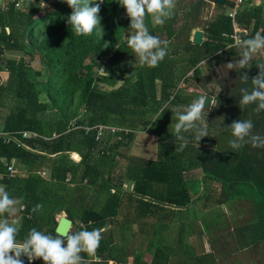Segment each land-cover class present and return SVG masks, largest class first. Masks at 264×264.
I'll return each instance as SVG.
<instances>
[{
    "label": "trees",
    "instance_id": "trees-1",
    "mask_svg": "<svg viewBox=\"0 0 264 264\" xmlns=\"http://www.w3.org/2000/svg\"><path fill=\"white\" fill-rule=\"evenodd\" d=\"M213 1L197 0L183 17L173 13L163 25L146 16L150 34L170 42L168 54L156 67L141 65L128 46L130 18L123 19L127 12L120 0H104L101 5L103 38L95 30L77 36L67 23L72 9L65 0L0 3V134L12 137L0 136V172L5 173L13 159L31 171L27 178L6 177L1 182L25 206L16 226L17 242L22 243L32 228L55 237L57 215L65 212L74 223L72 232L103 230L95 252L101 262L82 252L84 264H218L213 252H205L200 236L189 241L196 220H184L185 214L197 215L238 199L252 202L260 217L252 229L258 237L244 245L264 240V149L250 144L232 149L228 127L234 120L250 119L253 132L264 135V112L257 114L255 105L239 106L240 89L251 87V81L243 84L239 76L247 72L251 80L258 75L255 64L226 78L233 88L218 83L211 113L219 121L212 127L215 118L209 116L208 137L200 147L191 132L184 133L189 143L183 150H178L175 132L160 133L157 160L132 154L140 133L152 132L163 117L176 118L191 104L180 87L188 74L199 79L202 62L209 67L239 55L236 48L225 50L231 43L222 36L232 31L225 7L216 5L219 12L202 27V45L193 44L187 35L200 27L195 19L202 4ZM236 21L250 38L258 31L264 35V0L244 8ZM11 51L23 55L9 59ZM34 63L42 68L36 70ZM1 73L8 75L5 82ZM45 112L53 118L42 119ZM226 113L233 116H218ZM221 130H226L225 144L215 149L212 134ZM198 168L211 181L203 192L193 187ZM40 169L52 180L35 175ZM126 181L134 182L132 193L122 192ZM37 204L43 208L33 212ZM21 258L29 264L26 256Z\"/></svg>",
    "mask_w": 264,
    "mask_h": 264
},
{
    "label": "clouds",
    "instance_id": "clouds-1",
    "mask_svg": "<svg viewBox=\"0 0 264 264\" xmlns=\"http://www.w3.org/2000/svg\"><path fill=\"white\" fill-rule=\"evenodd\" d=\"M65 2L72 9L67 23L77 36H89L95 30V35L103 38L104 29L101 26L99 13L104 0L98 2L97 0H65ZM119 3L126 8L127 16L130 18L131 35L128 36L127 43L136 54V59L141 65L158 66L168 54L170 42L150 34L145 18L150 15L156 25H163L172 17L176 0H120ZM234 40L235 44L232 46L240 49L239 59L235 62L239 68L251 69L252 61H255V66L259 69L258 75L251 80L247 72L240 74L241 82L247 84L251 81V87L240 89L239 104L255 105L254 111L259 114L264 112V61H257L256 58L264 56V35L258 31L254 37L243 40L234 37ZM226 65L229 69H233L234 63ZM206 98L207 96L201 95L194 99L183 113H176L177 123L174 125V130L176 140L179 142L178 150H183L189 143L184 133L191 132L198 147L202 138L208 137L207 124L204 123ZM213 104L212 98L211 107ZM228 127L233 137L229 141L232 149L239 150L248 144L253 148L264 149V135L253 132L252 120H234ZM18 205L17 199L0 188V264H24L21 258L23 256L27 257L29 264L37 259H42L44 264H84V257L80 255L82 252L89 256L95 255L103 230L72 232L70 222H60L55 237L32 228L22 243L17 242L19 229L9 222L5 214L14 217L19 211ZM42 208L43 205L37 204L32 211L37 212Z\"/></svg>",
    "mask_w": 264,
    "mask_h": 264
},
{
    "label": "crops",
    "instance_id": "crops-1",
    "mask_svg": "<svg viewBox=\"0 0 264 264\" xmlns=\"http://www.w3.org/2000/svg\"><path fill=\"white\" fill-rule=\"evenodd\" d=\"M3 1H5L4 3H6V1H8V0H0L1 5L3 4ZM262 1L263 0H253V1L251 0L250 5H251V3H256L257 5H259L262 3ZM231 2H233V5L227 7L226 9H228V8L231 9L234 6V0H231ZM210 4L214 7L215 13H213V14L215 16V14L217 13L216 12V5L217 4H215L214 1L210 2ZM245 5L243 7H245ZM242 10H244V9H242ZM238 14H239V10H238L237 15ZM230 19H231V24H232V31L231 32H225L224 34L232 35L233 33H237V32L239 33L238 29L240 27L238 25V22L236 21V18H234V19L230 18ZM202 27L203 26H200L199 28L191 31V34H187V35H189L190 40L193 42V44H195L194 43V36H195L196 31L200 30L204 33ZM183 38L185 40L183 43L187 44L186 40H188V38H186V37H183ZM204 41H205V33H204L203 42ZM225 41L232 43V40L226 39ZM203 42H202V44H203ZM227 49L228 48L226 46L225 50H227ZM236 49L240 50L239 48H236ZM237 56H239V55H237ZM179 57L180 56H178L177 59ZM260 57L264 58V56H257L256 60H258ZM225 62H227V61L215 63L214 65L209 66V67L207 66V63H205V62H202L201 65L204 66V69L207 67L206 70H208L209 68H212V67L213 68L214 67L215 68L220 67ZM252 64H255V61H252ZM240 70H236V73H238ZM203 72H204V70H203ZM204 74L202 73V75H200L199 79H194L191 76V75H193L192 73L188 74L189 79H188L187 83H185L186 86L183 84L182 87L186 88L188 85L192 84V82L196 81V82H198V84H197L198 87L206 89L208 82L205 79L206 77L205 78L203 77ZM219 79H222V78H219ZM219 79H217V80H219ZM217 80L214 81V85H215V88L219 92L220 87H219L218 83L221 80H219V81H217ZM185 93L187 94V97L189 99L191 98L190 100H188V102L191 103L194 100L192 98V96L195 94L194 89L193 88L188 89L185 91ZM211 95H212V98L214 100V97H213L214 95L213 94H211ZM211 95H204V96H211ZM195 96L198 98L201 95L196 94ZM239 106H240V104H239ZM249 109H252V106H249ZM166 121L172 122L173 126H174L175 123H177V118H174L173 116L169 115L168 117H166ZM218 125L221 126L220 123ZM80 127L81 128L85 127V129L90 130V129L97 128L98 125H97V127L96 126H92V127L80 126ZM147 129H149V128H146L145 130H147ZM142 130H143V128H142ZM172 132H173V130H166L165 132H162V133L166 134V133H172ZM174 132H175V130H174ZM189 134H190V132H189ZM222 134H223L222 130L218 132L219 136L224 137ZM146 135H148L147 138H145ZM159 135H160V133H158V132L140 133L135 139V142L133 145V150H135L134 148H136L137 146H139L138 148H143L145 146V144H147V142H149L151 144H149L148 153L145 154L144 156H141V157L145 158V159H149V160H157V157H158V152H157L158 151V143L157 142H159ZM53 136L55 137L56 134H53ZM3 137H6V136H3ZM153 139H157V142H156L157 146L155 145V147L152 144ZM141 140H142V142H140ZM214 143L220 144V141L219 140L217 141L215 139ZM222 144H225V142ZM156 147H157V149H156ZM10 164H14L15 168L17 169V174L15 176H11L9 174L8 170L5 173L0 172L4 175V179H2V181H4L6 177H9L12 179L19 177V178L23 179V178H27L31 175V171L28 170L27 168H25L23 165H20L18 163V161H16L15 159H13ZM201 171L202 170H200L199 168L194 170L195 178L198 179V183H196L197 185L193 184V187L199 186L201 192H203V190H205V188H206V184L208 183V185H209V183L211 181H209V179H207L206 177H203L201 174ZM35 173H36L35 175L41 177L43 180H46V181L52 180L49 172L47 174V171L44 169H40ZM1 182H0V188H3L5 190L6 187ZM71 187H74V186L71 185ZM123 190H122L123 193H132L134 191V182L133 181H126V183L123 186ZM111 192L114 193L115 190L113 189V190H111ZM192 192H193V190H192ZM12 195H14V193H12ZM16 199L19 201V205H18L19 216L16 215L14 217H6V218L9 219L10 223H17L18 222V224L20 225V222L22 219V213L21 212L25 209V206L19 198H16ZM196 206L199 207L200 205H196ZM61 216H67V215L65 212H63L61 215H57V217H60V218H61ZM185 216H186L185 220H192L191 216L189 214H185ZM196 216H197V218H196V229H193L191 235L188 236L189 241H193L195 239H198V236H200L201 237L200 241L202 242V244L205 248V252L206 253H212L213 252L217 258L218 264H264V240L262 242H257V243L254 241L252 244H250L248 246L244 245L247 242H251L258 237V234L254 233L252 229H253V225L260 221L259 220L260 219L259 211L257 210V208L255 206H253L252 202H250L248 200L244 201V200L238 199L236 201H232L230 203H225L221 206H218V207H215V208L203 211V212L199 211V213H197ZM60 218H59V220H60ZM18 224L16 226H18ZM80 224H82V223H80ZM73 227H74V223H73ZM73 227H72V229H73ZM194 231H196V232H194ZM175 232H177V229H175ZM173 238H174V234L170 236V240ZM147 258L151 259V256L147 254L146 259Z\"/></svg>",
    "mask_w": 264,
    "mask_h": 264
},
{
    "label": "rangeland",
    "instance_id": "rangeland-1",
    "mask_svg": "<svg viewBox=\"0 0 264 264\" xmlns=\"http://www.w3.org/2000/svg\"><path fill=\"white\" fill-rule=\"evenodd\" d=\"M196 2H197V0H176V7L173 10V13H177L180 16V18H181L187 13L188 6L191 5V4H194ZM250 2H251V0H245V3L243 4V6L245 4H246V6L245 7L241 6V8L239 9V13L243 11L242 9H244L246 7H249L250 6ZM226 6H224L225 9L227 8ZM216 12L218 13L219 10L216 9ZM213 13H215L214 7L209 2L208 3L205 2L204 4H202V12H201V14L195 19V24H198L199 26H204V24L207 21H209V20H211L213 18V16H214ZM229 13H230V8H228L226 10V15L228 16ZM126 16H127V13H125L123 15V19L126 18ZM180 20H179V23L176 25V29H178V27H180L179 26L181 24ZM238 31H240V28L238 29ZM223 39L226 40L225 37H223ZM182 41L183 42L185 41L184 38L182 39ZM22 55H23L22 52L11 51V52H8L6 56L9 59H18ZM238 59H239V56H236V57L234 56V57H231L229 60H227V62L222 64L220 67H216V68L212 67V68H209L208 70H206V68H207L206 67L204 69V72H203V74L205 73L203 77L204 78L206 77L205 79L208 82V85L206 86L207 87L206 89L198 87L197 86L198 82L195 81V82H192V84L188 85L186 88H184V90L186 91L188 89H192L193 88L194 92H195V94L192 96L193 99H197V97L195 96L196 94H200V95H211V94H213V95H215V93H217L218 90L215 88L214 81L219 79V78H222V79H219V80H221L220 83L223 82L224 85L227 84L231 88H233V81L232 80H228L227 81L226 78L227 77H231L230 79H233L234 75H236L235 74L236 70H240L239 66L235 63ZM228 63H234L233 69H229L227 67L226 64H228ZM34 66H35L36 70H40L42 68V66L39 63H34ZM1 75L3 77V81L5 82L8 79V75H6L5 73H1ZM219 80H217V81H219ZM180 87H182V86H180ZM185 91H184V93H182V96L188 98L187 94L185 93ZM228 96L231 97V93ZM211 108H209V109H211ZM205 109L206 110H205V121H204V123L208 125V123H207L208 120L207 119H209V116H212V118L210 120H213V118H215L214 121L211 122V126L213 127L214 122L219 121V118H216L217 114L214 111H213V113H211V110L209 111L208 108H205ZM226 115L228 116V118H231L233 116V114L231 115L230 113H229V115H228V113H226L225 115L219 114L218 116L221 119H224V117ZM40 117L42 119H44V120H50V119L53 118V115H51L49 112H45V113L40 114ZM166 130H173V132H174L173 123L170 122V121H166V117H163L161 120H159L155 125H153V128H152V132H158V133L165 132ZM224 131H226V130H224ZM224 131H223V133H224ZM218 132L217 131L213 132L212 139L213 140L216 139L217 141L219 140L220 144H222V143L225 142L226 139H224V137H222V136H219ZM147 136L148 135H146V137L145 136L144 137L147 138ZM140 142H142V140ZM156 142H157V139H153V143L152 144H153L154 147H155V145L157 146L158 142L157 143ZM149 144H151V143L147 142V144H145V146L143 148H138L139 146H137L136 148H134L135 150H132V153L134 155H137V156H140V157L144 156L145 154L148 153ZM213 144H215V143H213ZM217 145H219V144L216 143L214 146L212 145V147L215 148V149L219 148L220 146H217ZM156 149H157V147H156ZM47 174H48V171H47ZM16 215L19 216V211L17 212ZM59 218L60 217H57V221L59 220ZM196 218H197V216L195 214L191 215V219L192 220H196ZM192 220H191V222H192ZM13 224L16 226L18 224V222L17 223H13ZM194 224L196 225V222ZM18 226H19V224H18Z\"/></svg>",
    "mask_w": 264,
    "mask_h": 264
},
{
    "label": "built area",
    "instance_id": "built-area-1",
    "mask_svg": "<svg viewBox=\"0 0 264 264\" xmlns=\"http://www.w3.org/2000/svg\"><path fill=\"white\" fill-rule=\"evenodd\" d=\"M244 3H245V0H234V6L230 9V13L228 14V16L232 19L236 18L238 10L240 9L241 6H243ZM19 5L20 4L18 3L17 6L19 7ZM223 37H225L228 40H232V43L230 45H228L227 48H238V47L232 46L235 44L234 37H239L243 40V39L250 38V33L240 30L239 33L238 32L233 33L232 35L224 34ZM101 74H103V73L101 72ZM0 136H6L9 138H12L10 134H5V135L0 134ZM27 136L28 135L26 133H24V137H27ZM7 170L11 176H15L17 174V169L15 168L14 164H8ZM2 179H4V175L2 173H0V182L2 181ZM81 226H83V224H81ZM92 260L94 262H101V259L95 255L93 256ZM35 261L36 260H34L32 262V264H34ZM108 264H115V262L109 261ZM128 264H131V263H128Z\"/></svg>",
    "mask_w": 264,
    "mask_h": 264
},
{
    "label": "water",
    "instance_id": "water-1",
    "mask_svg": "<svg viewBox=\"0 0 264 264\" xmlns=\"http://www.w3.org/2000/svg\"><path fill=\"white\" fill-rule=\"evenodd\" d=\"M227 1L228 0H214V3L221 7H224L226 6ZM203 39H204V33L200 30L196 31L195 36H194V43L196 45H201L203 42ZM211 99H212L211 96H207L206 101H205V108H208V109L211 108ZM60 222H70V229L72 230L73 221L70 218H68L67 216H61L60 220L58 221V224Z\"/></svg>",
    "mask_w": 264,
    "mask_h": 264
}]
</instances>
